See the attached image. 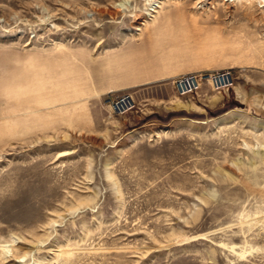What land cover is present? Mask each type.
I'll use <instances>...</instances> for the list:
<instances>
[{
	"label": "rangeland",
	"instance_id": "1",
	"mask_svg": "<svg viewBox=\"0 0 264 264\" xmlns=\"http://www.w3.org/2000/svg\"><path fill=\"white\" fill-rule=\"evenodd\" d=\"M153 1L0 0V264H264V2Z\"/></svg>",
	"mask_w": 264,
	"mask_h": 264
},
{
	"label": "built area",
	"instance_id": "2",
	"mask_svg": "<svg viewBox=\"0 0 264 264\" xmlns=\"http://www.w3.org/2000/svg\"><path fill=\"white\" fill-rule=\"evenodd\" d=\"M175 91L180 96L198 94L204 87L221 93L234 84V76L229 68L206 72L184 73L172 80ZM106 106L109 111L117 116L136 109L137 104L131 92H120L106 96Z\"/></svg>",
	"mask_w": 264,
	"mask_h": 264
},
{
	"label": "crops",
	"instance_id": "3",
	"mask_svg": "<svg viewBox=\"0 0 264 264\" xmlns=\"http://www.w3.org/2000/svg\"><path fill=\"white\" fill-rule=\"evenodd\" d=\"M138 82H140V81H139V80H134V81H133V85H136ZM208 89H209V88H206V87H205L204 90H203V91H204L203 94H201L203 100L205 99V98H204V96H205V92H206ZM111 91H112V90H111ZM111 91L108 90L107 92H111ZM185 101H186V104H188L189 106H191V104H189L188 100H185ZM211 101H212V100H211ZM211 101H206V102L203 103V105H204V106H207V107H208V106L211 107V106H213V105L210 103ZM214 104H215V106H216V103H214ZM200 107L203 108V106H200ZM192 108H193V107H192ZM181 109H182V110H186V107H182ZM192 110H195V111H196L197 109L193 108ZM152 111H153V112H158L159 109L153 107V108H152Z\"/></svg>",
	"mask_w": 264,
	"mask_h": 264
},
{
	"label": "bare ground",
	"instance_id": "4",
	"mask_svg": "<svg viewBox=\"0 0 264 264\" xmlns=\"http://www.w3.org/2000/svg\"><path fill=\"white\" fill-rule=\"evenodd\" d=\"M126 1H130V0H126ZM205 0H199L198 3H203ZM225 1H234V0H225ZM264 2V0H263ZM161 1L160 0H154L153 2H151L149 4V8L147 9V14H150V12H154L156 11L157 7H160ZM264 5V4H263ZM203 6H205V4H203ZM200 7V6H199ZM138 29V28H137Z\"/></svg>",
	"mask_w": 264,
	"mask_h": 264
}]
</instances>
